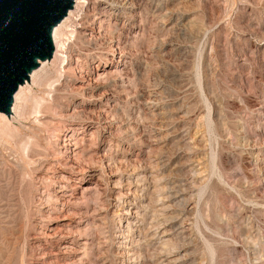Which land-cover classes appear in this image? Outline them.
Wrapping results in <instances>:
<instances>
[{
  "label": "rangeland",
  "instance_id": "rangeland-1",
  "mask_svg": "<svg viewBox=\"0 0 264 264\" xmlns=\"http://www.w3.org/2000/svg\"><path fill=\"white\" fill-rule=\"evenodd\" d=\"M126 1L90 0L64 36L71 66H46L28 95L42 113L9 121L0 264H264V0ZM65 127L83 144L62 170L51 159H66ZM23 138L36 141L33 170ZM55 170L78 186L66 200L40 179ZM86 187L97 191L72 209ZM68 199V221L89 208L84 257L49 243L68 221L46 206Z\"/></svg>",
  "mask_w": 264,
  "mask_h": 264
},
{
  "label": "bare ground",
  "instance_id": "bare-ground-1",
  "mask_svg": "<svg viewBox=\"0 0 264 264\" xmlns=\"http://www.w3.org/2000/svg\"><path fill=\"white\" fill-rule=\"evenodd\" d=\"M108 2V0H105V2ZM106 2V3H107ZM90 4V0H76L74 3V6L72 10L69 11L67 17L58 25L54 28L52 32V43H53V48H54V53L53 57L51 60H44V61H38L37 67L29 74L28 80L25 81V83L20 86L18 92L14 96V101L11 107V111L9 115L6 114H1L0 113V144L1 143H6V139L14 138V133L11 131V126L10 122L13 120H18L21 117H24L25 115H40L42 113V105L40 102H37L36 99L32 100L33 102L31 104L28 103V98L31 96V91L33 87L35 86H43L46 85L50 81V75L49 77L45 74L43 76L42 74H38L40 71H42L46 66L53 64L55 68L58 70V68L61 67L62 70H66L71 66V61L69 60L68 57V46L69 44L64 40V36L66 32L71 29V33H75V27H74V18L79 14L84 7H87ZM127 4V1L124 0V2L120 5L121 7H125ZM119 6V7H120ZM87 9V8H86ZM133 16V15H132ZM68 44V45H67ZM118 45V43H117ZM119 46V45H118ZM116 47V46H115ZM53 62V63H52ZM74 67V66H73ZM100 67V66H99ZM55 71V70H54ZM109 71V70H108ZM104 72V71H103ZM107 72V71H106ZM45 73V72H44ZM113 73V72H112ZM48 74V73H47ZM99 73H96V79L98 80L99 78ZM110 75L111 72H110ZM109 75V76H110ZM107 77V76H106ZM111 77V76H110ZM101 78V77H100ZM103 78V76H102ZM95 79V80H96ZM90 80V79H89ZM93 80V79H92ZM101 80V79H100ZM87 81V79H86ZM122 82V81H121ZM90 83V82H89ZM94 83V82H93ZM86 85V84H85ZM92 85V84H91ZM94 85V84H93ZM90 87V86H89ZM87 88V87H86ZM108 90V89H107ZM110 90V89H109ZM84 91V90H83ZM29 95V96H28ZM79 95V94H78ZM113 95V94H112ZM111 95V96H112ZM111 96H109V93L105 91L102 93V95L99 97L100 100L105 101V106L107 108H110V110H113V105L112 102H114L111 99ZM33 98V96H31ZM114 97V96H113ZM98 98V97H97ZM34 99V98H33ZM39 100V98H38ZM41 100V99H40ZM39 100V101H40ZM30 101V100H29ZM42 101V100H41ZM99 102V101H98ZM116 103V102H115ZM99 106V105H98ZM108 109H104L103 113L106 114ZM102 112V111H101ZM113 112V111H112ZM115 113V112H114ZM100 114V113H99ZM114 115V114H113ZM46 116V115H45ZM6 117V118H5ZM14 117V118H13ZM32 116H30L31 118ZM103 117V116H102ZM106 119V118H105ZM25 121V120H22ZM31 121V120H30ZM39 118L34 117V122H38ZM52 121V120H51ZM114 123V122H113ZM34 124V123H33ZM42 125V124H41ZM40 125V127H41ZM52 125V124H51ZM58 125V124H57ZM66 126V125H65ZM62 127V126H61ZM28 128V127H25ZM24 128V129H25ZM32 129V128H31ZM45 129V128H43ZM33 130V129H32ZM35 130V129H34ZM37 130V129H36ZM47 130V129H46ZM77 130V129H76ZM38 131V130H37ZM65 133L61 135V141L63 142V145H61V149L64 150V153L66 155V159L63 161H60L57 159V157H54L51 159L52 163L54 164L57 162L59 167H63L62 170H64L65 167H67L69 160H72L74 158L81 157L80 156V151H77L78 145L81 143V140L76 136L75 131H73L72 128H66L63 129ZM115 131V130H114ZM121 132V131H120ZM31 133V132H30ZM34 133V132H33ZM41 133V131H39ZM49 133V132H48ZM42 134V133H41ZM54 134V133H53ZM78 134V133H77ZM36 135V134H35ZM38 135V134H37ZM49 136V135H48ZM28 137V136H27ZM53 139V138H51ZM12 140V139H11ZM49 140V139H48ZM83 140V139H82ZM51 141V140H50ZM13 142V141H12ZM40 144V143H39ZM83 144V143H81ZM3 146V145H2ZM36 146V141L33 139H21L20 142L18 143V148L20 150V163L27 161V163L30 165L31 169L33 168V165H37L38 161L41 159H33L32 157V152L34 151V148ZM82 146V145H81ZM50 148V147H49ZM48 149V148H47ZM51 152V150H50ZM41 153V152H40ZM52 153V152H51ZM71 153V156L69 155ZM48 154V153H47ZM61 155V154H60ZM105 156V155H104ZM51 158V157H50ZM59 158V156H58ZM7 159V158H6ZM5 160V159H4ZM49 160V159H47ZM82 160V159H81ZM17 161V159H16ZM77 161V160H76ZM80 161V160H79ZM11 162V161H10ZM108 162V161H107ZM26 163V162H25ZM4 164V163H3ZM10 164V163H9ZM108 164V163H107ZM4 166V165H3ZM12 166V165H11ZM14 166H18L17 163L14 164ZM43 166V165H42ZM50 167V166H49ZM42 168V167H41ZM47 168V167H46ZM45 168V170H46ZM68 168V167H67ZM34 169V168H33ZM32 169V170H33ZM52 170V168H51ZM18 171V170H17ZM25 171V170H24ZM105 171V170H104ZM23 172V171H22ZM38 172V170H37ZM45 172V171H44ZM49 172V171H48ZM102 172V171H101ZM25 173V172H24ZM23 173V175H24ZM32 173V172H31ZM52 173V171H51ZM81 175V174H80ZM22 176V175H21ZM32 176V175H31ZM30 176V177H31ZM67 175H64L62 172L59 170H55L53 174L49 175L46 174L40 177L41 180H46L47 182H51L53 186V190L55 189H60L61 193H63L62 199L66 200L67 196L66 192L67 191H74L78 187L76 184L71 183V177L67 178ZM74 176V175H73ZM45 182V183H47ZM116 184V183H115ZM117 186V185H116ZM114 187V186H113ZM51 189V188H50ZM94 191L96 193L94 187H86L84 189V194H82L79 198H76L77 200L75 203H71V205H75L74 208L72 209H79L83 201L88 204L90 202L89 200V195ZM50 192V191H49ZM68 193V192H67ZM93 193V194H94ZM92 196H96L95 194ZM91 196V197H92ZM98 197V194H97ZM100 197V196H99ZM55 199V198H54ZM95 199V198H94ZM100 199V198H99ZM48 200V199H47ZM46 200V201H47ZM62 201L61 204V209L56 208V206L48 205L46 206L48 208V211L46 212V215H44L47 220H57V221H66L68 219L67 214L63 215V209H66L68 207V204L70 203L69 199L67 201ZM93 200V199H92ZM97 201V200H96ZM74 202V201H73ZM92 202V201H91ZM98 202V201H97ZM96 202L95 205L98 203ZM100 202V201H99ZM101 204V202H100ZM99 204V205H100ZM85 205V204H84ZM86 206V205H85ZM101 206V205H100ZM90 207V206H89ZM101 208V207H100ZM88 207H85L84 212H76L73 211V215H76L81 221H68V222H63L62 224H57L55 225L56 227L53 228V226L49 227L50 234L49 235V243L55 244V245H60L62 242L66 243L65 246H63V254L68 255V253H72L77 255V257H84L86 256L87 252V247L89 244L87 243L86 240V230L87 228H93L91 227L93 224L89 222V211ZM103 209V208H102ZM99 210V209H98ZM127 211V210H126ZM130 210H128V213H125L124 215H128ZM93 213V212H92ZM57 214V215H56ZM94 214V213H93ZM92 215V214H91ZM97 213L94 214L96 216ZM43 217V216H42ZM62 217V218H61ZM70 218V217H69ZM91 218V217H90ZM75 219V218H74ZM84 220V221H83ZM129 220V219H128ZM94 221V220H93ZM42 225L45 220H41ZM92 222V221H91ZM44 226V225H43ZM47 226V225H46ZM96 227V226H95ZM66 231L64 233L67 234L68 239L66 237L64 238L63 236L59 235L58 233L61 231ZM90 231V230H89ZM48 235V234H46ZM79 241V242H78ZM63 243V244H64ZM93 244V243H92ZM48 255V254H47ZM76 259V258H75ZM77 261V260H76ZM79 261V260H78ZM82 262V258H80V261Z\"/></svg>",
  "mask_w": 264,
  "mask_h": 264
},
{
  "label": "snow or ice",
  "instance_id": "snow-or-ice-1",
  "mask_svg": "<svg viewBox=\"0 0 264 264\" xmlns=\"http://www.w3.org/2000/svg\"><path fill=\"white\" fill-rule=\"evenodd\" d=\"M26 3L27 10L9 15L0 8V17H3L0 20V95L12 83L11 77L23 74L30 61L40 55L49 17L59 8V0H26Z\"/></svg>",
  "mask_w": 264,
  "mask_h": 264
},
{
  "label": "water",
  "instance_id": "water-1",
  "mask_svg": "<svg viewBox=\"0 0 264 264\" xmlns=\"http://www.w3.org/2000/svg\"><path fill=\"white\" fill-rule=\"evenodd\" d=\"M76 0H59L58 10L50 15L48 21V27L46 29V37L41 39L42 48L39 49L40 55L35 56L27 68L24 70L23 74H17L11 77L12 83L0 95V113L9 115L11 107L14 101V96L18 92L20 86H22L26 80H28L29 74L37 67L38 61L51 60L54 53L53 43H52V32L56 26H58L68 15L69 11L72 10ZM0 8L4 10L5 15H9L14 12H19L21 10H27L26 0H3L0 4ZM3 17H0L2 20Z\"/></svg>",
  "mask_w": 264,
  "mask_h": 264
}]
</instances>
